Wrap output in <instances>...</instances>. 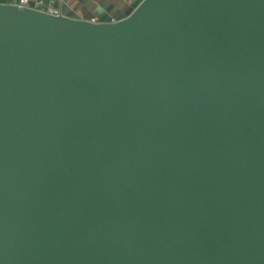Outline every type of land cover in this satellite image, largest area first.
<instances>
[{"label": "water", "instance_id": "1", "mask_svg": "<svg viewBox=\"0 0 264 264\" xmlns=\"http://www.w3.org/2000/svg\"><path fill=\"white\" fill-rule=\"evenodd\" d=\"M93 18L0 1V264H264V0Z\"/></svg>", "mask_w": 264, "mask_h": 264}, {"label": "crops", "instance_id": "2", "mask_svg": "<svg viewBox=\"0 0 264 264\" xmlns=\"http://www.w3.org/2000/svg\"><path fill=\"white\" fill-rule=\"evenodd\" d=\"M12 1L15 0H0ZM42 0H38L41 2ZM58 0H45V2L54 4ZM140 0H60L61 5L65 8L66 14L72 13L81 18L89 17L90 14L98 19V15L106 14L109 16L106 20H115L127 15L130 10ZM43 3V1H42ZM97 13V14H96ZM88 15V16H87Z\"/></svg>", "mask_w": 264, "mask_h": 264}, {"label": "built area", "instance_id": "3", "mask_svg": "<svg viewBox=\"0 0 264 264\" xmlns=\"http://www.w3.org/2000/svg\"><path fill=\"white\" fill-rule=\"evenodd\" d=\"M16 5L19 7H30L28 4L30 2V0H16ZM41 5L43 4L42 2H39ZM39 11H42L48 15H52V16H62L65 15L63 14V10H62V5L60 3V0H58V5L57 6H50L47 5L45 9H37ZM91 22L95 23L97 22V19L93 18L91 19Z\"/></svg>", "mask_w": 264, "mask_h": 264}, {"label": "rangeland", "instance_id": "4", "mask_svg": "<svg viewBox=\"0 0 264 264\" xmlns=\"http://www.w3.org/2000/svg\"><path fill=\"white\" fill-rule=\"evenodd\" d=\"M43 1V4L41 5L39 2H38V0H30V2H29V6L30 7H32V8H35V9H45L46 8V6L47 5H50V6H57L58 5V2L56 1L54 4H50V3H47V2H45L44 3V1L45 0H42ZM41 1V2H42ZM14 2H17L16 0L14 1ZM138 3V2H137ZM136 3V4H137ZM135 4V5H136ZM135 5H133V6H135ZM62 10H63V14H66V10H65V8L62 6ZM97 14V13H96ZM69 15H73L72 13H70ZM92 14H90L89 15V17L91 16ZM88 16V15H87ZM99 16V18H101V19H103V20H106V19H108L109 18V16L108 15H106V14H103V15H101V14H99L98 15Z\"/></svg>", "mask_w": 264, "mask_h": 264}]
</instances>
